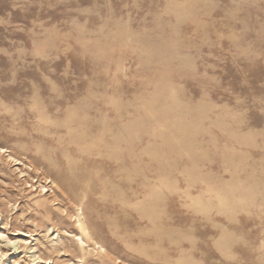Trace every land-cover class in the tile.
Instances as JSON below:
<instances>
[{"label": "rangeland", "instance_id": "1", "mask_svg": "<svg viewBox=\"0 0 264 264\" xmlns=\"http://www.w3.org/2000/svg\"><path fill=\"white\" fill-rule=\"evenodd\" d=\"M0 264H264V0H0Z\"/></svg>", "mask_w": 264, "mask_h": 264}, {"label": "bare ground", "instance_id": "2", "mask_svg": "<svg viewBox=\"0 0 264 264\" xmlns=\"http://www.w3.org/2000/svg\"><path fill=\"white\" fill-rule=\"evenodd\" d=\"M4 148V147H3ZM93 155V154H92ZM44 169V168H43ZM71 169H72V167H71ZM39 178V177H38ZM71 189V188H70ZM122 197V196H121ZM94 204V203H93ZM48 207V206H47ZM21 221V220H20ZM80 221V220H79ZM80 224H81V227H82V229L83 230H85L86 231V227H84V223H82L81 221H80ZM5 231V230H4ZM29 234V233H28ZM32 235V234H31ZM36 235V234H35ZM23 237H24V235H23ZM13 240V239H12ZM29 240V239H28ZM34 240V239H33ZM36 244V243H35ZM14 248V247H13ZM32 249V248H31ZM38 253V252H37ZM52 256V255H51ZM14 258V257H13ZM2 259V258H1ZM12 259V258H11ZM50 259V258H49ZM9 263V262H8Z\"/></svg>", "mask_w": 264, "mask_h": 264}]
</instances>
